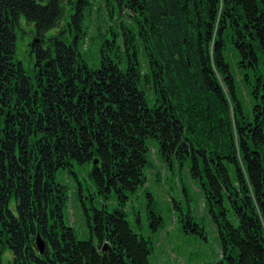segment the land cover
<instances>
[{"label":"trees","instance_id":"1","mask_svg":"<svg viewBox=\"0 0 264 264\" xmlns=\"http://www.w3.org/2000/svg\"><path fill=\"white\" fill-rule=\"evenodd\" d=\"M93 1L70 0L68 40L46 38L65 16L63 0H0V264L8 249L10 264H150L151 242L125 211L147 182L149 138L163 160L187 165L202 185L221 239L219 264H264V0H106L127 17L126 52L118 45L95 67L81 50ZM22 16L34 24L32 74L16 58ZM228 45L254 73L249 103ZM84 163L93 164L97 192L118 199L113 211L94 208L90 239L66 223L68 189L56 178ZM186 226L202 227L190 212Z\"/></svg>","mask_w":264,"mask_h":264},{"label":"rangeland","instance_id":"2","mask_svg":"<svg viewBox=\"0 0 264 264\" xmlns=\"http://www.w3.org/2000/svg\"><path fill=\"white\" fill-rule=\"evenodd\" d=\"M66 5L65 16L46 33V38L58 35L69 40L73 33L70 31V0H63ZM116 6V7H115ZM114 14L110 15V12ZM122 17L115 3L108 4L106 0H94L84 23L88 29L89 40L82 47L86 62L95 67L103 55L114 58L119 51L126 52L122 44ZM71 27H74L71 25ZM116 33L118 36H115ZM117 38L116 46L109 47ZM36 39L34 24H28L24 16L21 17L20 27L17 29L16 58L20 60L30 74L35 68V55L31 52V44ZM138 59L144 70L147 61L143 49L137 43ZM231 70L236 78L240 94L249 103L250 89L255 79L254 73L247 70L240 62V54L232 45L225 51ZM150 105L154 104L153 94L147 92ZM149 158L151 164L146 168L147 182L138 191L129 194L130 200L125 211L132 229L143 235L151 242L150 264H219L223 255L221 239L217 233L216 223L205 206L204 193L199 181L192 178L188 166H174L163 160L158 152L155 138H149ZM92 163L75 164L67 169L60 168L56 178L65 184L68 189V199L64 205V219L67 224L74 227L79 239L92 237L89 226V216L92 217L94 208L107 207L110 211L117 206L116 194L105 198L97 192L94 181L90 177ZM70 169L72 171H70ZM149 194L153 197L150 198ZM155 204L152 206V204ZM152 211L161 215L162 226L153 227ZM190 212L195 223L200 224L198 232L191 230L187 225V213ZM94 242L97 237L94 235ZM13 259L8 249L2 257V264H10Z\"/></svg>","mask_w":264,"mask_h":264},{"label":"water","instance_id":"3","mask_svg":"<svg viewBox=\"0 0 264 264\" xmlns=\"http://www.w3.org/2000/svg\"><path fill=\"white\" fill-rule=\"evenodd\" d=\"M98 163V160L95 159L94 160V164H97ZM36 240H37V248L38 250L42 253L44 252L46 246H47V242L42 238V236L40 235V233L37 234V237H36ZM106 248V246H105Z\"/></svg>","mask_w":264,"mask_h":264}]
</instances>
